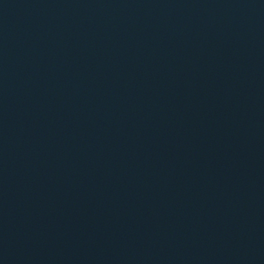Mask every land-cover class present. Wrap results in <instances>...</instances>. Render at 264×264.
I'll return each mask as SVG.
<instances>
[{"label": "water", "instance_id": "obj_1", "mask_svg": "<svg viewBox=\"0 0 264 264\" xmlns=\"http://www.w3.org/2000/svg\"><path fill=\"white\" fill-rule=\"evenodd\" d=\"M0 264H264V0H0Z\"/></svg>", "mask_w": 264, "mask_h": 264}]
</instances>
